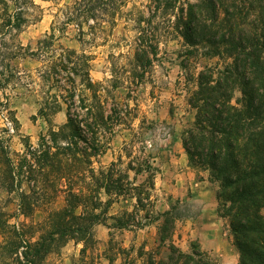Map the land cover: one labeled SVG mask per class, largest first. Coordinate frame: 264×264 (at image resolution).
I'll list each match as a JSON object with an SVG mask.
<instances>
[{"label":"trees","instance_id":"16d2710c","mask_svg":"<svg viewBox=\"0 0 264 264\" xmlns=\"http://www.w3.org/2000/svg\"><path fill=\"white\" fill-rule=\"evenodd\" d=\"M95 1L99 6L78 11V5L87 2L76 0L66 13V24L114 17L120 8L115 0ZM29 3L35 4V1L0 0V89L10 84L17 86L22 79L14 67L15 59L29 56L42 60L41 76L54 80L60 88L59 93L50 95L52 104L47 100L46 105L55 113L66 103L67 121L57 127L51 125L48 133L41 136L37 147L29 146L24 162L18 167L11 157L9 144L1 134L5 129H0V164L7 173L2 186L9 192L15 191L20 205L25 208L26 199L35 193V188H42L47 174L55 169L53 159H57L60 169L64 158L72 157L78 161V176L89 171L90 177L96 181L95 188H90L88 193H77L68 187L67 206L62 211L52 212V216L63 219L67 215L76 221L77 227H68L65 225L68 221L63 220L60 225L65 227L50 231L51 238L57 233L64 235L69 228L78 232V239L88 243L94 236V227L107 224L109 218L114 221L110 227L121 229H141L160 218L165 227L173 219L174 211H145L143 215L136 210L121 211L110 216L115 199L110 197L103 202L100 197L101 189L107 195L114 190L117 197L128 196L131 189L125 188L124 180L132 186L138 175L146 172V180L132 190H136V194H146L145 199L151 202V193L145 186L153 187L155 168L147 160L140 162L138 167L130 161L128 171L135 172L133 179L127 172L114 180L113 167L124 163L123 156H120L108 166L101 165V176L96 175L94 163H100L99 157L107 149L108 141L104 139L121 123L125 113L124 110L117 111L116 118L111 113L113 110L101 93L102 88L107 89L90 75L92 57L73 48L56 51L53 46L55 29L38 41L36 49L17 46L16 50H7V36L12 31H21L31 19ZM170 3L174 5L172 1ZM144 21L150 23L149 17L138 19L135 50L139 62L147 58L146 62L150 63L147 29L142 25ZM170 26L173 33L183 38L188 53L200 52L221 61L216 66H206L194 80L190 104L196 110L195 121L184 131L183 143L190 164L209 170L210 178L219 183V214L229 222L240 254V264H264V0L188 1L179 7ZM145 75L146 72L137 73L136 78L142 81ZM47 108L43 109L45 115L49 114ZM48 166L50 171L46 170ZM36 169L42 179L31 181L30 174ZM24 181L29 182L31 192L23 189ZM135 198V208L142 206L144 209V199L140 195ZM90 201L93 202L91 207L87 205ZM21 212L29 216L32 211ZM5 227L4 232L16 233L13 240L0 243V264H43L44 257L51 251L43 235L33 240L32 237H22L15 225L6 222ZM171 252L168 261L160 260L158 264H221L198 251L186 253L172 247Z\"/></svg>","mask_w":264,"mask_h":264},{"label":"rangeland","instance_id":"374dc122","mask_svg":"<svg viewBox=\"0 0 264 264\" xmlns=\"http://www.w3.org/2000/svg\"><path fill=\"white\" fill-rule=\"evenodd\" d=\"M34 1L35 4L29 3L27 6L31 19L21 31H12L7 36V50H16L17 46L36 49L38 41L49 36L55 29L53 46L56 51L73 48L92 57L89 62L90 75L107 89L105 91L102 88L101 93L112 108L111 113L114 118L119 110L125 113L121 123L104 139L108 141L106 152L100 155V163L95 162L93 167L96 175L101 176V165L107 166L123 156L124 163L112 169L113 179L129 172L132 180L135 172L128 171L130 161L135 167L143 160L152 163V155L166 147L175 132H182L183 137L184 131L194 123L196 110L190 104V90L194 80L206 66L221 63L218 57L209 58L200 52L188 53L183 38L170 30L179 7L188 1L198 0H115L120 8L114 17L106 16L97 22L91 18L83 23L78 21V24H66V13L76 0ZM171 1L175 9L171 8L174 6ZM85 3L78 5V11L99 6L95 0H85ZM145 17L150 20V23L144 21L142 25L147 29L148 58L152 61L146 62L145 58L142 64L137 60L135 40L138 35V19ZM13 64L22 79L17 86L10 84L0 89V129H5L1 134L9 144L11 157L18 167L24 162L29 146L37 147L41 136L48 133L51 125L57 127L67 121V105L63 103L62 109L55 113L51 111L52 107L46 105L47 100L52 104L50 95L59 93L60 88L54 80L41 76L44 68L42 60L29 56L19 57ZM141 72H146V75L139 81L136 74ZM44 107H48V115L44 114ZM80 114L85 115L83 111ZM53 162L55 169L51 170L50 166L46 168L51 171L42 183L44 187L35 188V193L26 199L25 208L20 205L15 191L9 192L2 186L7 173L0 164V243L15 238L16 232H4L3 227L8 222L15 225L16 231L24 238L32 237L36 240L40 235L45 237L51 251L44 257L43 264H158L160 260H169L172 247L186 253L198 251L223 264L207 252L198 250L195 245H190L189 250H183L174 242L176 218L191 213L192 208L189 206H177L173 219L165 227L155 223L143 229H121L110 227L114 221L109 218L107 224L101 223L94 227V236L88 243L78 239V232L69 228L64 229L67 230L64 235L57 233L51 238L50 231L65 227L64 224L60 225L63 220L68 221L65 222L66 226L73 229L77 227L76 221L67 215L63 219L52 216V212L62 211L67 206L68 187L77 193H88L90 188H95L96 183L89 171L78 176V161L72 157L68 160L64 158L60 169L57 159H53ZM16 172L18 174V169ZM30 175L31 181L42 179L37 169ZM143 180L144 176H139L132 186L124 180L125 188L131 190L128 196L122 198L117 197L114 190L111 195H107L104 189L100 190L103 202L110 197L115 199L109 211L110 216L121 211H141L139 215L145 214V211H154L152 198L148 202L146 194H136V190H132ZM28 181H24L22 187L31 192ZM145 188L153 194L148 184ZM136 195L144 199V209L142 206L135 208ZM92 203L87 202V205L91 207ZM21 211L32 212L25 216ZM222 218L240 264V254L234 244L229 222L227 218Z\"/></svg>","mask_w":264,"mask_h":264},{"label":"crops","instance_id":"0c3cea01","mask_svg":"<svg viewBox=\"0 0 264 264\" xmlns=\"http://www.w3.org/2000/svg\"><path fill=\"white\" fill-rule=\"evenodd\" d=\"M182 135V132H175L172 141L152 155L154 211L163 213L174 211L177 206L191 207V213L176 218L174 242L183 250L195 245L223 264H239L235 247L225 230V221L219 214V183L210 178L209 170L190 164ZM139 176L146 180L147 173ZM155 223L162 224L163 219H155L150 224Z\"/></svg>","mask_w":264,"mask_h":264}]
</instances>
